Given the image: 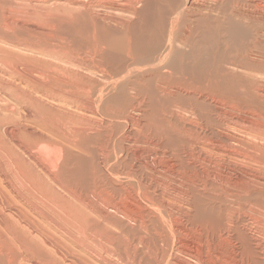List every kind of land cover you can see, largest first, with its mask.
Here are the masks:
<instances>
[{"label": "bare ground", "instance_id": "bare-ground-1", "mask_svg": "<svg viewBox=\"0 0 264 264\" xmlns=\"http://www.w3.org/2000/svg\"><path fill=\"white\" fill-rule=\"evenodd\" d=\"M0 264H264V0H0Z\"/></svg>", "mask_w": 264, "mask_h": 264}]
</instances>
